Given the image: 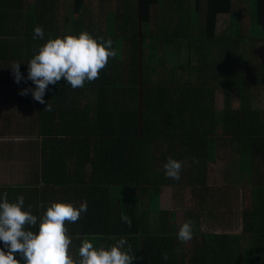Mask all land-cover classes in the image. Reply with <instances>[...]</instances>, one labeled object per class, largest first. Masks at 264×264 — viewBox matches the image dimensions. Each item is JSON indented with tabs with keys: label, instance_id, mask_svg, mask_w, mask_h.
I'll list each match as a JSON object with an SVG mask.
<instances>
[{
	"label": "trees",
	"instance_id": "16d2710c",
	"mask_svg": "<svg viewBox=\"0 0 264 264\" xmlns=\"http://www.w3.org/2000/svg\"><path fill=\"white\" fill-rule=\"evenodd\" d=\"M92 1L74 3L89 6ZM206 1L204 19L194 18L196 10L190 9L185 19L164 17L153 23L152 6L164 11L165 0H123V18L113 17L106 30L87 28L97 39L111 38L117 50L99 79L77 89L61 79L48 86L43 104L29 92L39 113L40 192L52 191L55 202L88 204L78 222L67 225L75 260L84 238L110 247L124 237L135 253L133 264H264V108L254 103L255 95L250 97L251 88L264 86V64L257 62L264 49V0ZM170 5L189 8L187 0ZM220 14H228L230 22L218 33ZM70 23V34L79 35L77 22ZM212 47L223 48L219 59ZM25 74L26 88L35 89L27 79L28 62ZM218 90L227 97L223 110L215 105ZM48 103L51 111L45 110ZM224 150L232 151L236 161L231 181L252 199L241 212L242 231H205L191 221L195 242L185 251L175 210L158 206L160 191L171 186L196 193L204 186L206 195L207 180ZM169 157L184 163L179 180L165 176ZM15 188L16 201L22 193ZM53 200L34 201L31 210L38 222L33 231ZM29 205L25 199L24 207ZM122 214L130 217L131 227Z\"/></svg>",
	"mask_w": 264,
	"mask_h": 264
},
{
	"label": "clouds",
	"instance_id": "9594fccd",
	"mask_svg": "<svg viewBox=\"0 0 264 264\" xmlns=\"http://www.w3.org/2000/svg\"><path fill=\"white\" fill-rule=\"evenodd\" d=\"M44 37V28L36 26L33 39L43 40ZM112 45L111 38L105 40L101 36L97 39L86 31L79 35L49 38L28 61L27 79L33 81L35 89H24L20 94L31 92L33 98L43 104L48 86L57 84L61 79L73 89L82 88L85 82H94L107 67L109 59L117 56V50ZM20 63H11L17 83L23 79ZM45 110L51 111L52 104L48 103ZM183 167L182 161L169 157L163 165L165 176L179 180ZM2 196L0 243L3 247H0V264H21V260L24 264H133L135 253L124 237L110 247L94 246L92 239L84 238L78 250L79 260L73 258L70 251L73 237L69 235L67 225L78 222L81 215L87 212V201L79 207L71 202H52L43 213L38 230L33 231L38 217L33 214L31 205L25 209L24 196H18L15 202L9 201L7 192ZM121 220L131 227L130 217L122 214ZM193 234L194 225L187 221L180 226L177 237L181 243H187ZM168 258L169 254L164 253L163 259Z\"/></svg>",
	"mask_w": 264,
	"mask_h": 264
},
{
	"label": "crops",
	"instance_id": "0c3cea01",
	"mask_svg": "<svg viewBox=\"0 0 264 264\" xmlns=\"http://www.w3.org/2000/svg\"><path fill=\"white\" fill-rule=\"evenodd\" d=\"M105 2V0H93L89 6H81L80 4L76 6L74 0H0V199L3 198L2 194L7 192L8 197H11V199L8 198L9 201L15 202L13 189H11L13 187L20 190V194L22 193L24 198L30 201L32 207L34 201L39 204L41 201L50 202L54 199L52 191L40 192L41 182L38 174L40 136L38 135V139L37 137L30 138L35 140V142H31L29 136L20 135L16 133L15 129V124H21L22 119L28 120V117L38 113L31 94H20L22 90L27 89L25 69L29 57L31 59L38 48L47 42L45 41L46 35L53 38L65 34L69 35L73 27L70 23L72 20L77 22V27L81 32H90L87 31V28L106 30L110 26V21L112 23L113 17H116L117 20L123 18L119 15V9L123 8L121 6L123 0H110L108 4ZM170 2L171 0H165L164 11H162V6L160 8L152 6L150 15L153 23L155 20L164 17H166L165 21H174L178 17L185 19L191 16L190 9L196 10L197 16L195 17L194 14V18H205L206 0H199L197 7L195 0H187L189 8L186 11L172 9ZM116 3H118L117 8H109L110 5L113 6ZM221 22L227 23L228 27L229 15L220 14L218 16L217 31L223 27ZM36 26L44 28L45 37L43 40L33 39ZM13 62H21L20 72L23 79L19 83L16 82L13 74L11 67ZM31 113L32 115H30ZM24 116L25 119L22 118ZM6 120L10 122V126L3 128L2 121ZM36 122L38 124L39 120ZM53 202L55 201L53 200ZM249 202L250 205L245 208H250L252 205L251 195H249ZM214 204L215 198L207 196V200H203L201 206L207 207L208 215L204 221L207 222V229L211 227V232H217L216 228L221 223V218L218 216L219 214H216ZM158 206L163 210L173 209L161 206L159 201ZM245 208H241L238 212L241 223V212ZM192 213L188 214L189 219L187 221H192L207 231L205 226L199 222L201 216L196 212L195 214ZM241 231L242 224L239 230L230 233H240ZM192 242L191 240L188 241L185 243V247L182 246L181 249L189 252L192 248Z\"/></svg>",
	"mask_w": 264,
	"mask_h": 264
},
{
	"label": "rangeland",
	"instance_id": "374dc122",
	"mask_svg": "<svg viewBox=\"0 0 264 264\" xmlns=\"http://www.w3.org/2000/svg\"><path fill=\"white\" fill-rule=\"evenodd\" d=\"M115 1V0H114ZM115 5V4H114ZM113 5V6H114ZM242 25L247 29L249 25V21L245 14V11L242 12ZM223 27L219 28L218 31L221 33L223 30L227 28V23H222ZM182 28H186V25H182ZM223 47L225 45L223 44ZM213 48V47H212ZM263 48V47H262ZM223 48H213L216 55V59L220 58V53H222ZM232 51L235 52V48H232ZM257 62L264 64V49L261 52L257 53ZM246 71H249V67L246 68ZM243 75L249 77L248 73L245 72ZM264 81V77H263ZM252 89V88H251ZM250 89V97L253 99V95H255V104L260 105L264 108V86L255 88L253 87V91ZM246 93V92H244ZM231 97V96H230ZM226 95L223 94L222 90H218L216 92V100L215 105L218 110H223L226 106ZM230 103L232 107H237L238 103L234 99H230ZM32 115V113L30 114ZM25 119V116L22 117ZM38 119V113L33 114V116L28 117V120H23L21 124H15L16 133L20 135L29 136L30 138L37 137L39 135V123L36 121ZM10 126V122L8 120L2 121V127L7 128ZM31 142H35L34 139H30ZM235 157L230 150L221 151L218 157V161L216 165L213 167V175L208 178L205 190L207 192L206 195L202 196L203 187L196 188L198 192L194 193L192 189L186 188L182 189L181 187H164L160 191L159 203L161 206L170 207L175 209L176 211V222L178 229L180 226L187 222L188 214L190 212H196L199 216H201L200 221L205 228L207 229V222L204 221L205 217L208 215V211H202L201 206L203 205V200H207V196H213L215 198L214 208L216 214L221 218V223L217 226V231H226L233 232L237 231L242 224L240 222V214L238 213L241 208L248 207L250 205L249 202V191L245 189H241L231 181L232 177V169L235 165ZM206 197V198H204ZM228 218L226 219V217ZM211 227L207 229L210 231ZM194 244V241L191 245ZM185 247V245H182ZM71 254H73V250H71ZM75 256V255H74ZM75 259V258H74Z\"/></svg>",
	"mask_w": 264,
	"mask_h": 264
}]
</instances>
